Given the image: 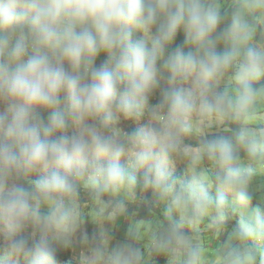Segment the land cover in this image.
Listing matches in <instances>:
<instances>
[{"label":"clouds","instance_id":"1","mask_svg":"<svg viewBox=\"0 0 264 264\" xmlns=\"http://www.w3.org/2000/svg\"><path fill=\"white\" fill-rule=\"evenodd\" d=\"M63 253L264 264V0H0V264Z\"/></svg>","mask_w":264,"mask_h":264},{"label":"trees","instance_id":"2","mask_svg":"<svg viewBox=\"0 0 264 264\" xmlns=\"http://www.w3.org/2000/svg\"><path fill=\"white\" fill-rule=\"evenodd\" d=\"M183 33L181 32L178 37L176 42L174 43L173 47H175V44L181 43L183 40ZM253 203L255 204L256 201L254 200ZM147 215V214H146ZM89 230H91V226H89ZM119 234H122V230L119 231ZM220 241L215 237L214 233L208 229L207 233L202 237L201 243L206 246V249H214L216 250V247ZM213 244L211 247L210 245ZM61 261L64 262V264H75L71 260V254L70 253H63L61 255ZM160 264H164L163 261L160 262Z\"/></svg>","mask_w":264,"mask_h":264},{"label":"rangeland","instance_id":"3","mask_svg":"<svg viewBox=\"0 0 264 264\" xmlns=\"http://www.w3.org/2000/svg\"><path fill=\"white\" fill-rule=\"evenodd\" d=\"M103 59H104V57L98 58L97 64H99ZM142 243H145L146 244L147 243V239H145L144 241H142ZM71 260H72L73 263H75L74 260L72 259V257H71Z\"/></svg>","mask_w":264,"mask_h":264}]
</instances>
